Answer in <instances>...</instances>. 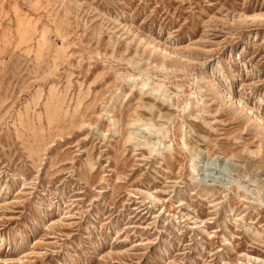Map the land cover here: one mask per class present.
Returning <instances> with one entry per match:
<instances>
[{"label":"rangeland","instance_id":"rangeland-1","mask_svg":"<svg viewBox=\"0 0 264 264\" xmlns=\"http://www.w3.org/2000/svg\"><path fill=\"white\" fill-rule=\"evenodd\" d=\"M0 264H264V0H0Z\"/></svg>","mask_w":264,"mask_h":264}]
</instances>
